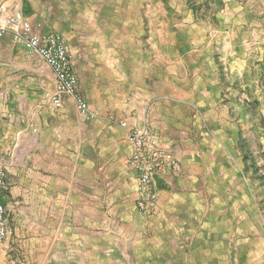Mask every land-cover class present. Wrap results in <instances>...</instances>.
Here are the masks:
<instances>
[{"label": "rangeland", "instance_id": "374dc122", "mask_svg": "<svg viewBox=\"0 0 264 264\" xmlns=\"http://www.w3.org/2000/svg\"><path fill=\"white\" fill-rule=\"evenodd\" d=\"M2 2L8 0H0V4ZM249 2L250 0H226L224 3L221 0H79L78 8L69 22H65L61 15L54 16V21L62 31L49 32H56L65 39L72 61L75 60L74 71L79 79L78 92L90 110L98 114L93 120H86L80 115L76 104L68 99H73L70 96L64 99L63 107L57 109L52 103L56 81L50 68L39 57L28 56L12 39H0V89H18L15 92L18 99L26 98L25 92L28 89L32 93L31 107L28 109L23 108L20 103L14 109L7 104L4 108L0 106V163L5 174L7 196L10 183L8 166H12L17 187V196L12 200L14 204L24 195L25 190L20 180L27 175L37 185L44 180L59 182L61 179L67 183L68 188L73 189H79L82 181L87 183V187L97 184L103 199H108L109 195L120 189L131 194L132 173L127 160L132 149L125 141L120 123L128 118L138 117L142 125L137 126L144 127L149 132L151 128L156 130L167 114L163 109L164 102L172 96L179 102L182 129L191 124L192 145L194 134L199 136L203 129L210 131L214 127L209 124V98L211 92L219 89L222 90V95L217 100L219 113L229 115L241 131L255 137L254 141L260 151L256 155L258 160L245 173L249 183H258L259 189L262 188L264 59L257 60L254 57L243 60L237 57L239 70L231 73L229 63L223 64L228 67L227 76L222 74L224 71L221 69L214 71L220 73L219 77L210 79L207 71L208 63L212 61H202L192 55V52L190 54L197 41H201L200 45L207 43L204 35L198 39L194 35L197 29L191 28L193 24H198L201 28L209 27V22L212 28L219 26L217 22H212L216 18H213V14L221 13L225 4L237 3L239 7H244ZM2 7L4 5L1 4L0 11ZM250 7L249 5L248 9ZM160 22L186 25L180 31L181 56L176 75L164 71L165 62L160 56L162 54L150 44L152 28ZM41 25L43 28V24ZM207 37L210 38L208 35ZM72 49L76 52V58ZM114 51L124 52L126 55L117 57ZM212 51L215 65L221 68L222 65L217 63L221 55L216 54V46ZM131 70L137 75L142 71L141 75L146 77L134 81L130 77ZM2 72L5 74L3 79ZM168 89H178V96L169 93ZM212 96L216 99L215 94ZM230 102L234 104L233 112L228 111ZM34 106L36 108L32 110ZM8 130L11 132L6 133ZM150 134L157 145L171 153L180 165L176 172L163 170L156 176L154 188L158 195V177L167 173L180 176L184 169L182 161L171 150L172 147H166L169 143L157 140L152 132ZM25 136H32L37 145L28 154L20 142ZM22 154H25L24 158ZM259 196V205L254 210L260 212L251 216L245 210L243 228L237 237L231 239L232 245L237 247L236 253L233 250L226 255L228 264H264V215L260 216V213H264V195L260 190ZM106 199L100 206L101 217L108 214ZM15 257L27 262L22 254Z\"/></svg>", "mask_w": 264, "mask_h": 264}, {"label": "crops", "instance_id": "0c3cea01", "mask_svg": "<svg viewBox=\"0 0 264 264\" xmlns=\"http://www.w3.org/2000/svg\"><path fill=\"white\" fill-rule=\"evenodd\" d=\"M78 3L79 0H8L1 3L4 5L1 10L6 15L21 14L34 26L43 24L42 31L48 33L62 31L54 16L61 15L69 22ZM224 7L221 13L213 14L216 18L212 22L219 24L217 29L209 21L207 28L191 26L197 29L194 34L197 39L204 35L207 43L200 45L201 41H197L190 54L202 61H212L207 71L210 79L219 77L220 73L214 71L221 69L227 76L228 67L223 64L229 63L231 73L239 70L237 57L264 59V0H250L244 7L237 3ZM182 27L186 25L160 22L152 28L150 44L162 54L164 71L170 75H176L179 67ZM17 46L28 56L42 60ZM215 46L216 54L221 55L217 62L221 68L215 65L212 51ZM72 51L76 58V52ZM114 54L126 55L119 51ZM72 63L74 67V59ZM130 72L134 81L146 77L141 75L142 71L138 75ZM15 92L18 89H0L2 108L7 104L14 109L19 103L23 108L31 107L29 89L23 99H18ZM168 92L178 96V89ZM221 92V89L211 92L209 98V124L214 127L211 132L203 129L199 136L194 134L192 145L191 124L182 129L179 121V102L172 96L164 102L163 109L167 112L164 121L150 132L157 140L169 143L166 147L175 151L184 172L180 176L167 173L158 177L157 209L152 215L141 213L136 206L138 195L133 175L131 194L120 189L108 199L101 197L97 184L87 187L82 181L79 189H73L61 179L44 180L37 185L27 175L20 180L24 195L14 204L17 187L12 166H8L9 196L6 187L0 192L8 230V238L0 247V264H228L226 255L233 250L236 253L237 247L231 239L243 228L245 210L251 216L260 212L254 208L259 205V190L264 195V184L259 189L258 183L251 184L246 178L245 171L250 165L255 166L260 151L251 133L241 131L229 115L219 113L217 100ZM67 97H63V104ZM68 99L75 105L73 99ZM229 106L228 111L233 112L234 104L230 102ZM124 121L129 126L142 125L138 117ZM120 129L128 144L127 130L121 126ZM20 142L27 154L37 146L32 136H25ZM22 155L24 158L25 154ZM105 199L108 214L101 217L100 206ZM18 254L24 255L27 262L15 257Z\"/></svg>", "mask_w": 264, "mask_h": 264}, {"label": "built area", "instance_id": "2783aa9c", "mask_svg": "<svg viewBox=\"0 0 264 264\" xmlns=\"http://www.w3.org/2000/svg\"><path fill=\"white\" fill-rule=\"evenodd\" d=\"M8 36L29 54L40 56L52 71L56 81L52 103L56 108L62 107L64 96H70L84 119H96L98 114L90 110L87 102L78 92L79 79L62 35L55 32L44 33L40 24L32 25L21 14L6 15L2 9L0 39ZM120 126L127 130V141L132 149L127 164L136 181L137 206L141 212L152 214L156 210L158 201L154 188L156 176L163 170L176 172L180 169V165L171 153L157 145L148 129L137 125L129 126L125 121L121 122ZM4 188L5 174L0 163V192ZM7 237L5 209L0 201V245L6 241Z\"/></svg>", "mask_w": 264, "mask_h": 264}]
</instances>
